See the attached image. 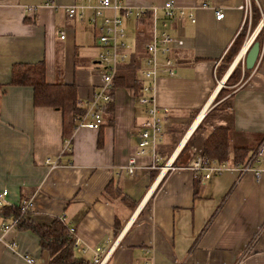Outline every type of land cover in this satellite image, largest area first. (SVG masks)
I'll use <instances>...</instances> for the list:
<instances>
[{"label":"crops","instance_id":"1","mask_svg":"<svg viewBox=\"0 0 264 264\" xmlns=\"http://www.w3.org/2000/svg\"><path fill=\"white\" fill-rule=\"evenodd\" d=\"M120 1L131 8L155 6V30L182 40L172 51L175 74H159L152 83L155 105L168 110L163 138L155 149L157 166L170 157L174 169L151 168L149 151L136 154L139 126L145 118V107L137 101L141 84L147 82L138 75L143 57L135 68L134 88L114 84L123 66L132 60L137 63L134 54H143L142 42L152 31L149 14L128 18L134 24V38L125 39L129 57L117 65L100 127L75 124L70 130L59 110L33 105L30 86L8 80L14 65L42 61L47 84H72L77 100L89 98L100 83L99 49L87 21L89 11L82 18H67L65 8L96 0H0L4 205L29 201L27 223L34 225L57 218L67 231L72 229L68 239L87 262L96 251L103 264H264V183L256 184L251 174L238 175L230 169L203 180V172L193 174L184 167L197 152L202 155V142L215 127L226 128L230 150L222 161L207 159L214 165L237 163L234 148L243 149L246 159L264 138V43L244 80L209 112L221 83L247 45L241 43L227 69H222L246 17L247 0ZM166 1L193 20L185 15L163 25L161 6ZM216 11L223 16L215 19ZM130 157L134 159L131 174L125 171ZM46 159L55 165L51 167ZM47 260L48 253L40 249L30 226L17 227L10 218L0 219V264H46Z\"/></svg>","mask_w":264,"mask_h":264},{"label":"built area","instance_id":"2","mask_svg":"<svg viewBox=\"0 0 264 264\" xmlns=\"http://www.w3.org/2000/svg\"><path fill=\"white\" fill-rule=\"evenodd\" d=\"M44 1L50 2V0ZM161 8L163 25L182 18L185 15L189 17L190 21L193 20L190 14H186L182 9H176L171 1L164 2ZM107 10L112 12L111 15L104 14ZM86 11H89L87 21L94 30L95 41L99 49L97 54L99 66L97 73L100 83L89 98L77 100L76 104L82 108V115L77 120L76 126L98 129L102 124L104 105L110 100V91L117 65L129 57L128 44L125 41L124 21L131 17L137 20L141 16L149 14L152 20V31L150 32L149 39L142 42L144 56L142 59L143 68L141 70L142 78L147 82L141 84L140 94L137 98L138 103L145 107V118L139 126L136 154H144L149 151L151 154V168L157 167L160 171L173 170L174 166L170 157H168L165 163L157 166L159 156L155 149L162 141L163 122L168 114V110L167 108H160L155 105L152 97V83L159 74L165 76L175 74V61L172 51L182 44V40L165 31L157 32L155 30V22L157 20V8L155 6L149 8H131L123 5L120 0H96L94 4H78L65 8L67 18H82ZM222 16V12L216 11L214 13L215 19H219ZM59 33V38L62 39L63 32ZM45 163H50L51 167L55 165V162H51L49 159H46ZM133 165L134 159L130 157L125 171L131 174L133 172ZM184 167L192 171L193 174L203 172L201 175L203 180L207 179L212 173L230 169L235 170L238 175L251 174L252 180L256 184L264 183V138L260 140L255 149L242 163H233L229 166L226 164L214 165L212 161H208L197 152ZM5 195L6 191L2 190L0 192V206L4 205L3 197ZM30 208L31 204L29 201L19 204V212L22 215L26 216ZM11 224L16 225V220L12 219ZM5 229L6 226H3L2 230ZM67 232L68 235H71L72 229L70 228ZM73 245L78 252H84L82 248L77 247L75 241H73ZM103 259V257L100 259V255L96 251H92L88 261L93 264H103ZM26 260L28 262L33 261L30 258H26Z\"/></svg>","mask_w":264,"mask_h":264},{"label":"trees","instance_id":"3","mask_svg":"<svg viewBox=\"0 0 264 264\" xmlns=\"http://www.w3.org/2000/svg\"><path fill=\"white\" fill-rule=\"evenodd\" d=\"M262 3V2H261ZM263 6V5H262ZM264 10V6L262 8ZM256 20L259 15L256 8L253 9ZM254 20V21H255ZM258 34V33H257ZM256 34V35H257ZM254 40L256 39V36ZM259 45L261 44L260 41ZM242 43V37L238 32L230 50L235 52ZM137 63L123 66L121 73L115 78L116 82L126 84L132 88L136 85L135 68L139 65V59L143 54H134ZM230 73L225 80L229 81ZM114 79V78H113ZM8 82L12 85H28L32 89V103L35 106H45L59 110L62 114V122L70 130L82 115V109L76 104L75 87L72 84L62 82L47 84L44 81V65L42 61L34 64H16L13 66ZM113 87V83H112ZM112 90V89H111ZM222 91V88L218 93ZM217 93V94H218ZM111 96V91H110ZM65 129V128H64ZM202 155L206 159H214L219 162L224 160L229 153L227 130L224 127H215L202 142ZM183 148L181 152H183ZM235 162L242 163L245 160V151L241 148L232 150ZM175 164V162H173ZM10 218L16 220L17 227L30 226L37 234L40 249L48 253L46 264H93L80 257L74 252V248L68 239L67 229L57 218H53L47 225H34L27 223L25 215L20 214L19 206H0V219Z\"/></svg>","mask_w":264,"mask_h":264},{"label":"rangeland","instance_id":"4","mask_svg":"<svg viewBox=\"0 0 264 264\" xmlns=\"http://www.w3.org/2000/svg\"><path fill=\"white\" fill-rule=\"evenodd\" d=\"M262 5L264 6V0H247V2H246V11H247L246 17H245L244 21L242 22V25H241V28L239 31L241 34V37H242V43L247 42V44H248L251 40V37L253 36V33L257 29H258V31H257L258 34L256 33L257 35H255L256 39L258 41H260L261 45L264 43V10H262V8H263ZM254 8H256L258 15H259V17L256 20L254 19V16H255V13L253 12ZM259 24H260V26L258 27ZM124 27H125V33L127 34V38H125V39L128 40V42H131L133 40L134 34H135L133 21L131 19L126 20L124 22ZM137 53L140 54V52H137ZM233 53H235V52H233V50H232L231 53L228 55V57L225 59V61L223 62V65H222V67H223L222 69H227L225 67H227L228 61L230 60V57H231V55H233ZM243 58H244V54L242 55L238 64L234 67L233 71H231L232 76L229 79V81L225 83V81L223 80V82L221 83L220 89L222 88V91H220L218 94H216L214 96V98L211 102V106L214 108L211 109V106H210L209 112L216 109L215 107H216L217 103L220 101V99L223 96H225L230 91V89H233L234 86H236L238 83H240L241 80L243 81L244 78L246 77V70L244 69V66H243ZM140 74L141 73L138 71V75H140ZM217 81H220V77L217 78ZM167 160H168V158L162 160L161 165L163 163H165Z\"/></svg>","mask_w":264,"mask_h":264},{"label":"water","instance_id":"5","mask_svg":"<svg viewBox=\"0 0 264 264\" xmlns=\"http://www.w3.org/2000/svg\"><path fill=\"white\" fill-rule=\"evenodd\" d=\"M257 31L258 29L253 33V36L244 51L243 66L245 70H251L253 68L259 54V42L254 40Z\"/></svg>","mask_w":264,"mask_h":264},{"label":"bare ground","instance_id":"6","mask_svg":"<svg viewBox=\"0 0 264 264\" xmlns=\"http://www.w3.org/2000/svg\"><path fill=\"white\" fill-rule=\"evenodd\" d=\"M246 47H247V45H246ZM246 47H245V49H246ZM245 49L243 50V52L245 51ZM244 54V53H243ZM201 116V115H200Z\"/></svg>","mask_w":264,"mask_h":264}]
</instances>
